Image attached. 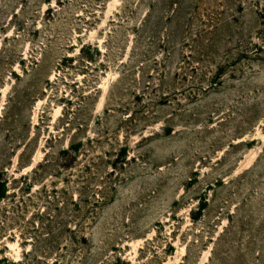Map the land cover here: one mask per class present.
<instances>
[{
    "label": "rangeland",
    "instance_id": "obj_1",
    "mask_svg": "<svg viewBox=\"0 0 264 264\" xmlns=\"http://www.w3.org/2000/svg\"><path fill=\"white\" fill-rule=\"evenodd\" d=\"M0 264H264V0H0Z\"/></svg>",
    "mask_w": 264,
    "mask_h": 264
},
{
    "label": "bare ground",
    "instance_id": "obj_2",
    "mask_svg": "<svg viewBox=\"0 0 264 264\" xmlns=\"http://www.w3.org/2000/svg\"><path fill=\"white\" fill-rule=\"evenodd\" d=\"M204 118H206V117H204Z\"/></svg>",
    "mask_w": 264,
    "mask_h": 264
}]
</instances>
